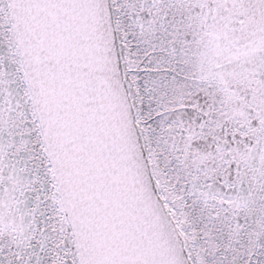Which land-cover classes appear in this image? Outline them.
<instances>
[{"label": "snow or ice", "instance_id": "obj_1", "mask_svg": "<svg viewBox=\"0 0 264 264\" xmlns=\"http://www.w3.org/2000/svg\"><path fill=\"white\" fill-rule=\"evenodd\" d=\"M0 264H264V0H0Z\"/></svg>", "mask_w": 264, "mask_h": 264}]
</instances>
